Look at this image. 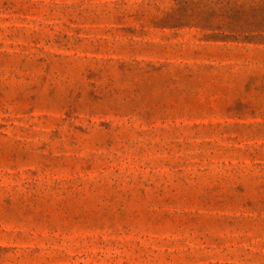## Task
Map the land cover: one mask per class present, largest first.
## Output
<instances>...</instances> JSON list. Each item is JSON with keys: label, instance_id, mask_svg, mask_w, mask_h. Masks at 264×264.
Segmentation results:
<instances>
[{"label": "rangeland", "instance_id": "rangeland-1", "mask_svg": "<svg viewBox=\"0 0 264 264\" xmlns=\"http://www.w3.org/2000/svg\"><path fill=\"white\" fill-rule=\"evenodd\" d=\"M0 264H264V0H0Z\"/></svg>", "mask_w": 264, "mask_h": 264}]
</instances>
